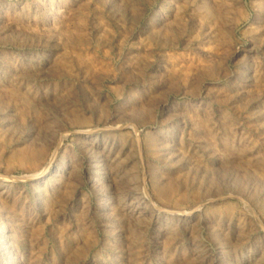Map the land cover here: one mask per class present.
<instances>
[{"label": "rangeland", "instance_id": "374dc122", "mask_svg": "<svg viewBox=\"0 0 264 264\" xmlns=\"http://www.w3.org/2000/svg\"><path fill=\"white\" fill-rule=\"evenodd\" d=\"M0 264H264V0H0Z\"/></svg>", "mask_w": 264, "mask_h": 264}, {"label": "bare ground", "instance_id": "6f19581e", "mask_svg": "<svg viewBox=\"0 0 264 264\" xmlns=\"http://www.w3.org/2000/svg\"><path fill=\"white\" fill-rule=\"evenodd\" d=\"M59 30H61V29H59ZM58 29H57V31H59ZM56 31V32H57ZM97 161V160H96ZM103 161H104V159H103ZM105 161H107L106 159H105ZM118 162V161H117ZM110 168L113 170L114 168H116V165H114L113 166V163H110ZM118 171L117 170H115V173H117ZM116 175V174H115ZM31 176H34V177H36L37 178V181H40V180H42L45 176H46V170L44 169V168H42V169H40V170H38V171H35V172H33L32 173V175ZM117 192V191H116ZM118 193V192H117ZM122 196V195H121ZM121 196H120V194L118 193V202L119 203H121L122 204V207H123V209L124 210H127V211H130L133 207H142L143 206V202L142 201H140L139 199L141 198H139L138 200L139 201H137L136 203L135 202H127V201H124L122 198H121ZM120 204V205H121ZM150 206V205H149ZM143 208V207H142ZM195 208V207H194ZM192 209V210H195V209ZM174 209V208H173ZM133 210H134V208H133ZM178 210V212H179V215H187V214H190L188 211H186V210H184V209H177ZM145 212H146V210H145ZM183 212V213H182ZM192 213V212H191Z\"/></svg>", "mask_w": 264, "mask_h": 264}]
</instances>
